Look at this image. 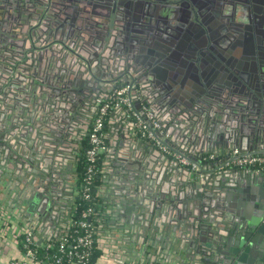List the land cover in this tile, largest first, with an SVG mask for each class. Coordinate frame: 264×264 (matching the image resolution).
<instances>
[{
  "label": "water",
  "instance_id": "95a60500",
  "mask_svg": "<svg viewBox=\"0 0 264 264\" xmlns=\"http://www.w3.org/2000/svg\"><path fill=\"white\" fill-rule=\"evenodd\" d=\"M5 1L19 25L37 15L35 23L15 26L14 35H2L0 44V157L10 169V204L21 203L27 219L45 224L57 215L72 174L80 179L84 153L72 140L84 137L80 122L91 114L88 105L126 84L134 85L137 107L155 111L198 160L247 143L246 152L264 150V0H244L243 10L231 5L227 12L218 10L219 0L187 2L192 15L210 4L231 42L210 40L204 47L196 41L194 57L185 54L177 63L171 59L179 45L200 25L197 14L183 18L180 1L158 13L167 28L130 20L118 7L102 23L100 0H22L26 8ZM34 2L42 4L40 13L31 11ZM62 31L70 42H57ZM79 46L92 52L89 65ZM206 51L213 71L203 65ZM108 62L114 74L106 75ZM132 165L122 152L113 156L108 179L115 194L101 214L118 245H133L138 257L157 264L169 262L171 249L179 264H264V193L254 185L261 172H233L217 160L206 163L202 177L173 164L163 172L147 159ZM201 188L204 194L195 195ZM34 239L44 242L35 233Z\"/></svg>",
  "mask_w": 264,
  "mask_h": 264
},
{
  "label": "crops",
  "instance_id": "0c3cea01",
  "mask_svg": "<svg viewBox=\"0 0 264 264\" xmlns=\"http://www.w3.org/2000/svg\"><path fill=\"white\" fill-rule=\"evenodd\" d=\"M59 43H64L70 41V38L67 36V32L62 31L57 34ZM79 51L81 52L80 57L86 64H90V59L92 52L89 51L87 47L79 46ZM111 62H108V70H106V75L114 74L111 70ZM155 113V111H154ZM156 114V113H155ZM157 116V115H156ZM85 117V116H84ZM157 118L162 123L165 133L167 134V139L169 144L184 152L182 148L179 146L181 143L178 141V133L174 128H167L164 124L163 120L157 116ZM85 118L80 122L81 126L84 127V132H81L80 137H82V133L84 137L76 138L72 140L74 145L80 148L81 153L83 154L84 144H85V133L88 132V124L86 125ZM106 140L108 144V150L103 155L101 160V173L100 179L98 183L97 195H98V205L101 209L106 205V201L110 199L111 196H114V188L111 186L109 172L111 169V165L113 162V156L118 154V152H122L127 158V164H133L132 166H138L141 162L146 159L149 160L154 167L157 169L163 170L171 165V161L165 155H161L159 151H152V146L149 142L142 139L139 135L136 126L134 125L131 118L127 115L124 109H116L110 112L106 121ZM86 145V144H85ZM252 144H245L244 148L238 147L242 152H246L245 149H251ZM264 151V150H261ZM222 153H215L218 156H225L227 151H220ZM186 153V152H184ZM187 154V153H186ZM212 154V153H210ZM208 155V154H207ZM205 155V156H207ZM190 156L193 159L198 160L195 156ZM170 161V162H169ZM8 162L5 157H0V208H4L8 210L12 216V222L19 225L24 230H33L35 235L41 239L43 238L45 241H50L56 239L70 227L72 221V215L75 207V201L79 194L78 182L76 183L77 172L72 174V179H70L69 184L70 188L66 195L58 200L60 206H57L58 213L54 217H50L49 220H46V223H39L36 221H31L27 219L26 208L24 206H20L19 204H10L11 199H9L7 189L9 186H5L7 182H9V168ZM188 170V169H187ZM229 170V169H228ZM233 172H240L241 169H230ZM247 169H242L243 172H247ZM79 171V166L78 170ZM191 172V171H190ZM208 171H205V173ZM193 173V172H192ZM109 178V179H108ZM228 181V179L226 178ZM216 185V181L213 178L210 179ZM222 183H225L223 180ZM64 184H60V188L62 189ZM218 185H221L218 182ZM225 185V184H224ZM222 185V187L224 186ZM255 187L258 190H261L264 193V172H261V177L257 179V182L254 183ZM213 186V185H212ZM218 187H216L217 189ZM204 190V191H203ZM206 189H197L195 195H202ZM68 195V196H67ZM106 221L99 220L96 236H97V249L99 250V255L93 264H157L158 261H153L152 258H147L140 256L138 257V251L135 249V246L129 244L118 245L112 239V230L108 228V225H105ZM163 237V234H161ZM176 250V248H175ZM177 251V250H176ZM173 250H170V260L166 261L164 264H179L177 261V257H179V253ZM22 254L20 252L19 244L14 242L12 237L4 235L0 232V264H10L11 261L17 258H22ZM35 264V263H30ZM160 264V263H159Z\"/></svg>",
  "mask_w": 264,
  "mask_h": 264
},
{
  "label": "built area",
  "instance_id": "2783aa9c",
  "mask_svg": "<svg viewBox=\"0 0 264 264\" xmlns=\"http://www.w3.org/2000/svg\"><path fill=\"white\" fill-rule=\"evenodd\" d=\"M133 90L134 85L132 84H126L115 89L97 110L88 136L89 145L85 152L86 167L83 173V196L85 198L90 199L91 197L92 186L100 171L102 157L108 150L106 121L110 112L116 109H124L142 139L168 157L175 167L188 169L202 177L207 171L206 163L217 160L220 162V168L223 169H249L264 172V152H242L240 149L235 148L225 156L212 153L205 156L204 160H196L172 147L168 142L165 129L154 111L144 104L140 108L137 107L132 94ZM92 213V207L83 209L80 219L76 222L71 221L70 227L74 223L83 229V232L76 236L69 234V227L62 234L59 254H56L54 259L50 260V264H88L95 242V230L91 227L90 222ZM11 220L10 212L0 208V232L12 237L14 242L18 244L24 242L25 246L28 247L23 264H41L40 261H36V254L33 249V246L37 243L34 239V232L22 229Z\"/></svg>",
  "mask_w": 264,
  "mask_h": 264
},
{
  "label": "flooded vegetation",
  "instance_id": "af4514ba",
  "mask_svg": "<svg viewBox=\"0 0 264 264\" xmlns=\"http://www.w3.org/2000/svg\"><path fill=\"white\" fill-rule=\"evenodd\" d=\"M12 1L15 2V0H12ZM20 1L23 2L22 0H16V2L19 4H20ZM175 1H180V3H177L176 6H178V11L181 13V15L183 16V18L185 20L188 18H191V17L194 19L195 15L197 14L198 20H200V25L197 27L196 26L193 27L192 36L190 34L186 35V37L182 41V44L179 45V51H176V53L173 55V57L171 59L173 62H175V63L181 62V59H183V56H185V54H187L189 56V58L191 56L194 57L195 52L193 49L197 47L196 41L201 45H206L204 47L210 46L208 44L210 42V40H213L214 42L215 41L216 42H222L225 44H228L231 42V39H230V36L228 34L226 27L221 22H217L218 24L215 23L216 21L213 20V15L211 14L212 7L210 6V4H207L205 2H204L205 4L201 3L202 8L199 9V11H198V9L196 10L194 8V14L193 15H192L191 10L189 9L190 4H188V3H190V0H100L98 2L99 4L97 6V9H98V11H100V13L103 14V18H102L103 22L102 23H105V24H107L109 14H111L114 7H118V9L120 10V11H118V13H120L122 10H127V13H130V14H128V17H130V20H135L136 22H139V23H151V21L153 20V22L156 26H161L163 28H165V27L167 28L168 27L167 21L164 20L163 18H161L158 15V13H160L164 10H167L165 7L172 8V6H175V5H170L168 3V2H175ZM230 1L231 0H219L218 1V10H221L223 8V11L227 12L228 11L227 9L231 5L235 6V8L237 6V8L239 10H243L245 2H246L244 0H235L232 2H230ZM23 3H24V8H26L27 6H30L29 2H26V4H25V2H23ZM198 4H199V2H198ZM12 6L15 8V3L12 4ZM8 7H9V1L6 2L5 0H0V44L4 40V37H2V35H4V36H5V34L10 35V36L14 35L13 33H14L15 26L20 27V26L26 25V23L28 21H30L31 22L30 24H32V23H35L37 20V15L31 16L28 18H24V23L26 22L25 24L23 23V24L19 25L17 22H19L22 19L19 17L17 19V17H16V20H15V18H14L15 15L8 13ZM31 7H32V9H31ZM31 7L28 10L31 9V11H32L38 7L37 13H40L43 6L41 3L38 6V3L34 2V4H32ZM75 8H76V6L72 5L69 8V10L75 11ZM20 9L24 10L23 8H20ZM24 12L27 15L29 13H31V12H27V11H24ZM15 23H16V25H14ZM207 30H211V32L209 33L210 35L205 36V34H203V33H205V31H207ZM8 31H9V33H7ZM200 34H201V36H200ZM245 40L249 44V45H245V47L247 48V46H248V48H249L251 46V43H250L251 39L248 38V36H247V38ZM68 42H70V41H68ZM241 43H243L242 40L240 41L239 44H241ZM245 44H246V42H245ZM191 48H192V50H191ZM141 50H142L141 53L147 52V50H145V49H141ZM143 57H144V59H143ZM202 59H205V62L203 65L209 66L210 71H213V69L210 66L213 62V59L210 56L208 51H206V55H205V57H202ZM91 60L94 61L93 55H91L90 61ZM141 60H142V62H145V63L150 62L147 59L146 54H142ZM212 67H214V66H212ZM102 102H103V100H101L100 98H95V100H93V102H91L88 105V108H90L91 114L88 115L87 117H85L84 123H86V125L88 124V132L85 133V136H86L85 144L88 143V136H89L91 125L94 121L97 110L100 107ZM85 144H84V148L86 146ZM86 150H84V151L86 152ZM254 152H264V151H254ZM79 172H80V170H79Z\"/></svg>",
  "mask_w": 264,
  "mask_h": 264
},
{
  "label": "trees",
  "instance_id": "16d2710c",
  "mask_svg": "<svg viewBox=\"0 0 264 264\" xmlns=\"http://www.w3.org/2000/svg\"><path fill=\"white\" fill-rule=\"evenodd\" d=\"M88 143L86 144L85 148L87 149L88 147ZM86 167V154L84 152V154L82 155V159L81 162L79 164V170H80V179L78 182V189H79V194L78 197L76 198L75 201V207H74V211H73V217H72V221L76 222L77 220L80 219V215H81V211L83 209H87L89 207L93 208V213L90 217V222H91V227L95 230L94 233V238H95V242H94V247L90 256V260L88 262V264H93L95 262V260L97 259L98 255H99V250L97 249V234H96V229H97V225L99 220H101V214H102V209L99 207L98 205V195H97V189H98V183H99V179H100V173H101V163H100V171L98 173V175L96 176L95 180H94V184H93V189L91 191V197L90 199H87L83 196V173ZM208 169V168H206ZM69 234H74L79 235L80 233L83 232V229H81L78 225L74 224L70 227L69 229ZM24 236V235H23ZM62 236L50 240V241H45L42 244H35L33 246V249L35 251L36 254V261H40L41 264H50V260L54 259V257L56 256V254H59V250H60V241H61ZM19 248H20V252L22 254V258H17L14 259L13 261L10 262V264H23V260L25 257V254L27 252L28 247L25 246L24 242L19 243ZM64 264V263H63ZM68 264V263H66Z\"/></svg>",
  "mask_w": 264,
  "mask_h": 264
}]
</instances>
